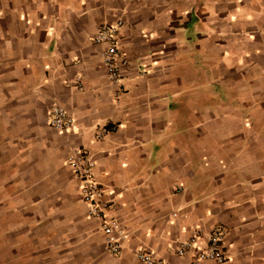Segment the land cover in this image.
Wrapping results in <instances>:
<instances>
[{
  "label": "crops",
  "instance_id": "1",
  "mask_svg": "<svg viewBox=\"0 0 264 264\" xmlns=\"http://www.w3.org/2000/svg\"><path fill=\"white\" fill-rule=\"evenodd\" d=\"M118 20L114 84L92 37ZM53 106L71 130L49 127ZM76 147L128 233L118 256L79 200ZM0 217L57 264H140L139 248L191 264L175 246L216 227L227 264H264V0H0Z\"/></svg>",
  "mask_w": 264,
  "mask_h": 264
},
{
  "label": "built area",
  "instance_id": "2",
  "mask_svg": "<svg viewBox=\"0 0 264 264\" xmlns=\"http://www.w3.org/2000/svg\"><path fill=\"white\" fill-rule=\"evenodd\" d=\"M122 25L121 20L103 23L92 37L93 44L102 46L101 64L107 80L114 84L123 80L129 67V60L119 51L118 34ZM73 87L83 89L80 77L74 81ZM48 125L55 131L63 132L71 130L75 120L64 109L53 106L49 111ZM108 131L107 128L96 130L95 138L101 139ZM66 164L79 181L78 197L86 206L88 217L98 221L100 225L105 237V252L118 256L128 239V233L114 214L113 204L97 179L96 161L92 152L84 147L73 148L66 157ZM225 234L226 229L223 227H216L204 235L195 231L189 239L178 243L174 252L178 257L190 254L191 264H227ZM200 239L203 240L202 246L198 243ZM135 257L140 264H165L161 258L144 248L137 249Z\"/></svg>",
  "mask_w": 264,
  "mask_h": 264
},
{
  "label": "rangeland",
  "instance_id": "3",
  "mask_svg": "<svg viewBox=\"0 0 264 264\" xmlns=\"http://www.w3.org/2000/svg\"><path fill=\"white\" fill-rule=\"evenodd\" d=\"M29 227L25 219L0 217V264H28L26 258L31 264H36L38 261L41 264H57L54 261L53 251L48 249V245H45L44 250L38 249L37 241L33 239L37 236L36 231L27 230ZM38 252L42 254L41 258L34 260L32 255L36 256ZM60 256L63 257L62 264H70L66 259L69 256L68 252Z\"/></svg>",
  "mask_w": 264,
  "mask_h": 264
}]
</instances>
